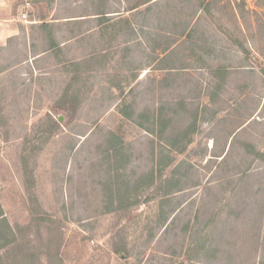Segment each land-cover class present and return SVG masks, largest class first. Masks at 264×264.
Instances as JSON below:
<instances>
[{"label": "rangeland", "instance_id": "obj_1", "mask_svg": "<svg viewBox=\"0 0 264 264\" xmlns=\"http://www.w3.org/2000/svg\"><path fill=\"white\" fill-rule=\"evenodd\" d=\"M0 264H264V0H0Z\"/></svg>", "mask_w": 264, "mask_h": 264}, {"label": "trees", "instance_id": "obj_2", "mask_svg": "<svg viewBox=\"0 0 264 264\" xmlns=\"http://www.w3.org/2000/svg\"><path fill=\"white\" fill-rule=\"evenodd\" d=\"M0 223H3V224H5V225H7V227H9V226H8V222H7V220H6L5 217L3 216V212H2L1 207H0Z\"/></svg>", "mask_w": 264, "mask_h": 264}]
</instances>
